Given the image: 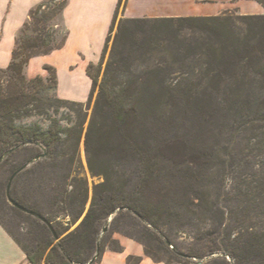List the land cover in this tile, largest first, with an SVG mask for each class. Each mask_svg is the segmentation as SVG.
Returning a JSON list of instances; mask_svg holds the SVG:
<instances>
[{"label": "trees", "instance_id": "16d2710c", "mask_svg": "<svg viewBox=\"0 0 264 264\" xmlns=\"http://www.w3.org/2000/svg\"><path fill=\"white\" fill-rule=\"evenodd\" d=\"M55 1L44 0L31 9L28 22L18 33L9 65L0 68V157L7 160L20 151L30 153L7 169L8 182L12 177L10 198L36 214L10 207L34 225L35 230L27 232L30 245L21 244L0 224L28 261L99 264L106 248L123 251L118 241L104 237L106 231L104 242L100 241L107 220L113 216L114 222L126 216L142 224V236L156 244L155 250L147 246L144 249L145 255L155 262L192 264V258L219 254L222 264H230L226 257L233 264H254L255 260L264 264V232L247 231L246 236L231 238L226 207H216L218 228L208 231L206 239L217 243V247H208L203 256L180 253L174 247L169 250L167 238L160 233V226L174 217L172 211L180 195L181 181H199L201 175L212 169L213 154L217 152L212 146H201L204 151L200 152L188 143L185 134H180L186 122L197 128L196 135L207 134L205 127L216 116L215 106L233 118L231 125L237 132L264 121V14L122 17L100 77L123 1L118 0L100 61L87 68L92 82L88 103L94 93L96 96L84 135V149L91 174L102 181L94 187L90 206L75 231L56 242L61 233L52 224V210L37 202L24 204L11 194L13 180L29 164L38 166L44 160L56 159L68 141L75 152L82 133L81 126L64 127L51 117L46 129L15 122L20 114H28L32 106L58 112L59 106L70 105L83 114L85 104L62 99L55 93V68L44 66L46 78L27 79L24 75L31 58L51 53L64 44L66 32L58 40L56 26L51 23L59 17L67 0ZM256 1L264 8V0ZM125 5L126 0L123 9ZM65 120L72 121L71 117ZM231 154L226 151L222 160L224 180L229 178ZM37 156L40 158L34 160ZM257 181L264 185V175ZM248 190L242 194L246 202L254 200ZM55 199L58 203L78 200L79 219L85 210L88 190L85 184L77 191L69 192L64 187ZM141 238L135 240L143 243ZM73 243L74 249L69 248L68 244ZM140 261V256L129 255L126 264Z\"/></svg>", "mask_w": 264, "mask_h": 264}, {"label": "rangeland", "instance_id": "374dc122", "mask_svg": "<svg viewBox=\"0 0 264 264\" xmlns=\"http://www.w3.org/2000/svg\"><path fill=\"white\" fill-rule=\"evenodd\" d=\"M27 1L15 0V4L12 5L15 15L21 16L22 12L24 13V5ZM59 1L56 0L55 3ZM218 1L187 0L189 3L195 2L199 4ZM124 2L125 0L122 1L115 27L111 33L100 77L110 52L117 23L123 17ZM221 2L223 5L220 6L218 15H223L225 12L242 14L237 9L239 0H221ZM245 7L253 11L255 4L254 2L247 3ZM203 8L196 7V12H200ZM51 25L56 26L57 38L60 40L65 31L59 26V17L54 18ZM60 74L61 86L58 91L59 94H61V97L75 98L85 104L83 114L82 112L80 113L78 107L70 105L59 106L58 112L44 108V106L39 110L34 109L32 106L28 114H20L15 122L27 126L38 125L46 129L50 124L49 117H51L58 120L64 127L80 129L81 126L82 133L77 150L74 152L72 142L68 141L64 146L63 152L56 159L44 160L38 166L33 163L29 164L25 170L15 177L11 188V194L24 204L31 205L37 202L45 206L46 209L52 210L54 214L52 224L61 233L56 242L75 231L90 206L94 187L102 181V178L91 174L84 149V135L92 114L96 93H94L92 100L88 103L90 92L84 98L87 88H85L83 83L78 78L71 77L68 72L61 71ZM8 90L12 91L13 88ZM86 105L88 106L86 107ZM214 108L216 109V116L213 117L209 126L205 127L207 134L203 136L196 135L198 134L197 128L190 126L189 121L180 130V134H185L184 136L188 143L197 147L200 152L204 151L199 148L201 146H212L217 149L211 161L210 168L212 169H210V172L207 171L201 175L199 181H181L180 195L178 194L179 196L176 203H174L172 211L174 217L166 224L160 226V233L167 238L169 250L174 247L180 253H190L196 256L205 255L209 249L208 247L213 249L217 247V243L214 244L206 239L208 238L206 234L208 231L218 228L219 215L215 213L217 206L220 208L226 207L227 209V223L230 228L231 238L234 236L240 237L241 235L246 236L248 235L247 231L248 233L256 234L264 232V201L262 200L264 192L262 194L260 192V190L264 191V185H259L257 181L260 175H264V129L260 128V126L264 127V121L259 124L260 126L244 128L237 132L233 128L234 126L232 127L231 125V121L234 122L233 118L226 114L225 111L223 113V109L220 111L218 107L215 106ZM40 111H47V113ZM68 117H71L72 121L67 122L65 119ZM72 135H74V131ZM226 151L232 153L230 155L232 166L230 172L227 171L230 173L228 174L229 178L224 180L222 160ZM29 154L27 151H20L13 154L9 159L0 161V222L21 244L26 246L30 245L27 232L35 230V227L29 220L10 210L11 204L6 198V186L9 175L8 167L18 165L25 158H28ZM225 164L227 163L225 162ZM84 184L88 190V200L83 214L77 219L76 216L80 210V202L78 200L58 203L55 198L58 197L60 189L64 187L69 192L77 191L81 190ZM246 189H250L248 194L250 199H254L253 201L248 199L246 202L242 198L244 196L242 194ZM257 195H259V199ZM112 218L113 216L107 220L106 228L99 235L101 242L105 240V238L103 239V233L106 231L104 237H111L118 241L123 249L125 248L123 243H128L142 248L144 256H146L144 251L146 246L150 250H155L156 244L142 236V224L126 216L118 217L114 222L111 221ZM140 236L145 245L135 240ZM68 247L74 249L75 245L74 243L68 244ZM107 249L109 248L105 250ZM226 259L230 264H233L228 257ZM190 261L192 264H222L220 262L222 258L219 257V254L207 255L201 258L196 257ZM253 263L258 264V261L255 260Z\"/></svg>", "mask_w": 264, "mask_h": 264}, {"label": "crops", "instance_id": "0c3cea01", "mask_svg": "<svg viewBox=\"0 0 264 264\" xmlns=\"http://www.w3.org/2000/svg\"><path fill=\"white\" fill-rule=\"evenodd\" d=\"M44 0H28L24 5V13L15 15L13 4L15 0H0V68H6L11 59L15 42L20 29L29 20L32 8ZM193 1V0H192ZM238 11L242 14H264V8L256 0H239ZM118 0H67L59 15V26L66 32V38L61 48L45 55H38L29 60L24 68L27 79L35 76L46 78L48 73L44 66L56 70L58 97L67 100L59 94L61 86V71L68 72L71 77L78 78L87 92L91 90V79L87 75L89 64H98L102 50L109 33L111 22ZM255 4V9L248 10L247 3ZM221 0L215 3H189L187 0H126L122 11L125 18H161L179 16H210L218 15ZM196 7H204L196 12ZM60 95V96H59ZM81 102V101H79ZM122 252L109 249L103 252L99 264H126L129 255L141 256L139 264H166L155 262L143 255L142 248L123 243ZM0 264H31L24 251L0 224Z\"/></svg>", "mask_w": 264, "mask_h": 264}, {"label": "water", "instance_id": "95a60500", "mask_svg": "<svg viewBox=\"0 0 264 264\" xmlns=\"http://www.w3.org/2000/svg\"><path fill=\"white\" fill-rule=\"evenodd\" d=\"M10 151H11V150H10ZM10 151H8V152H10ZM2 158H3V157H0V161L2 160ZM39 158H40V156H37V157L34 158V160H37V159H39ZM26 166H27V164L24 165L22 168H25ZM11 180H12V177L10 178V180H9V182H8V184H7V187H6V196H7V200H8V202H9L12 206L18 208L19 210H21V211L24 212V213L29 214V215H32V216H36V214H35L33 211H31V210H29V209L23 207L22 205L18 204L17 202H15L13 199L10 198V196H9V194H8V190H9V187H10ZM40 219H41L44 223H46V224L51 228L50 224H48L44 219H42V218H40ZM55 237H56V236H55Z\"/></svg>", "mask_w": 264, "mask_h": 264}]
</instances>
